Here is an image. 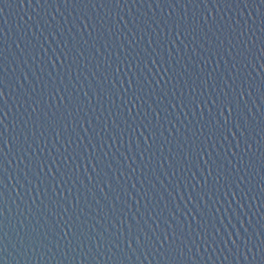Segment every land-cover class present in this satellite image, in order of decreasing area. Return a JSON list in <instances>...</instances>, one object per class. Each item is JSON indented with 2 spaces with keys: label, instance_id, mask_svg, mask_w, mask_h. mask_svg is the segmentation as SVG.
I'll list each match as a JSON object with an SVG mask.
<instances>
[{
  "label": "water",
  "instance_id": "1",
  "mask_svg": "<svg viewBox=\"0 0 264 264\" xmlns=\"http://www.w3.org/2000/svg\"><path fill=\"white\" fill-rule=\"evenodd\" d=\"M0 264H264V0H0Z\"/></svg>",
  "mask_w": 264,
  "mask_h": 264
}]
</instances>
